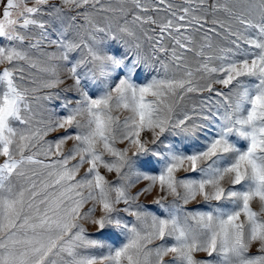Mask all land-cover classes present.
I'll list each match as a JSON object with an SVG mask.
<instances>
[{"label":"snow or ice","instance_id":"6c2138e0","mask_svg":"<svg viewBox=\"0 0 264 264\" xmlns=\"http://www.w3.org/2000/svg\"><path fill=\"white\" fill-rule=\"evenodd\" d=\"M0 264H264V0H0Z\"/></svg>","mask_w":264,"mask_h":264}]
</instances>
